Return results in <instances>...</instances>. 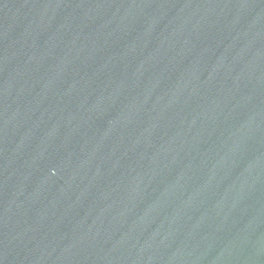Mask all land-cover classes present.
<instances>
[{"label":"water","instance_id":"95a60500","mask_svg":"<svg viewBox=\"0 0 264 264\" xmlns=\"http://www.w3.org/2000/svg\"><path fill=\"white\" fill-rule=\"evenodd\" d=\"M0 264H264V0H0Z\"/></svg>","mask_w":264,"mask_h":264}]
</instances>
